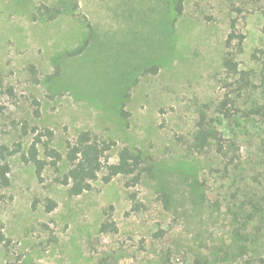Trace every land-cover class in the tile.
Returning <instances> with one entry per match:
<instances>
[{
	"label": "rangeland",
	"instance_id": "1",
	"mask_svg": "<svg viewBox=\"0 0 264 264\" xmlns=\"http://www.w3.org/2000/svg\"><path fill=\"white\" fill-rule=\"evenodd\" d=\"M58 1L0 0V142L25 152L32 128L47 129L64 155L65 141L88 130L115 144L110 161L128 147L152 172L133 187L117 176L69 196L55 181L64 160L39 182L13 155L0 190V264H264V125L215 111L237 78L221 69L232 19L250 86L232 97L240 109L264 105V0H183L180 15L175 0H75L74 15L40 16ZM202 104L224 157L190 148ZM106 219L115 231L101 230Z\"/></svg>",
	"mask_w": 264,
	"mask_h": 264
},
{
	"label": "trees",
	"instance_id": "2",
	"mask_svg": "<svg viewBox=\"0 0 264 264\" xmlns=\"http://www.w3.org/2000/svg\"><path fill=\"white\" fill-rule=\"evenodd\" d=\"M26 2L30 0H19ZM173 11L180 15L183 12V0H175L171 3ZM78 9L75 0H59L55 5L41 4L38 8L40 16H47L49 20H54L66 11H70L72 15L76 14ZM230 32L225 39V51L221 59V69L228 78H236L234 82L225 86L230 87L224 96L216 103L215 111L224 120H230L236 114L244 116H254L258 118L264 125V105H255L246 109H240L235 105V99L232 97L234 91L241 96L243 92L248 90L249 81L244 76L246 72L240 71L238 62L235 59L236 54L242 52L244 35L235 30V21L230 22ZM87 28L91 29L90 24ZM264 32V28H263ZM89 39L76 50L74 55L80 54L88 45ZM150 71L155 73L157 67H151ZM58 74V72H57ZM208 105L202 104L197 111V119L195 129L192 134L190 143L191 150L196 154H203L213 151L215 154L224 157L225 141L221 132L217 129L212 118L207 114ZM37 128L33 127V139L28 145L25 152H21L22 143L15 142L11 146L0 142V190L9 186V158L15 154H19L22 162L32 165L36 179L39 182L43 180V172L45 168L52 167L55 173H58L59 163L64 160L68 168L62 174L55 177V181L67 187L69 196H79L82 193L91 190L92 183L100 181L103 184L109 183L113 178L121 176L126 179L125 187H133L139 183L141 178L146 174H151L150 166H145L144 160L138 152H133L128 147H121L115 154V160L110 161L107 156L115 145L113 142L100 140L93 136L88 130L77 133L72 140L65 141V153L62 155L55 147L51 145L53 134L49 130H45L44 134L36 132ZM48 136L47 140H43L42 136ZM39 145L43 149V157L39 155ZM160 199L165 209L170 207L171 197L168 193H161ZM55 203L47 199L46 210L52 211ZM101 230L115 231L113 221L106 219L100 225ZM6 238L0 227V244L6 243ZM194 264H216L209 263L203 259H195Z\"/></svg>",
	"mask_w": 264,
	"mask_h": 264
}]
</instances>
